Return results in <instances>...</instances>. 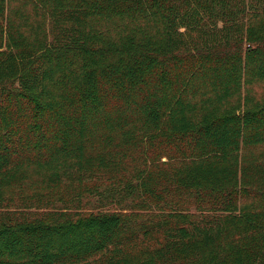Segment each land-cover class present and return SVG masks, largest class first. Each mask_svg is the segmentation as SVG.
I'll return each mask as SVG.
<instances>
[{
    "label": "trees",
    "instance_id": "obj_1",
    "mask_svg": "<svg viewBox=\"0 0 264 264\" xmlns=\"http://www.w3.org/2000/svg\"><path fill=\"white\" fill-rule=\"evenodd\" d=\"M0 264H264V0H0Z\"/></svg>",
    "mask_w": 264,
    "mask_h": 264
}]
</instances>
